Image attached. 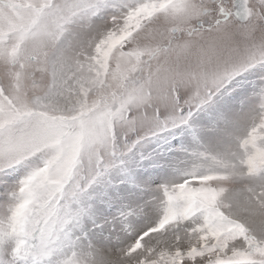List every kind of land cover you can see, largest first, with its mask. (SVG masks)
Wrapping results in <instances>:
<instances>
[{
    "label": "snow or ice",
    "instance_id": "snow-or-ice-1",
    "mask_svg": "<svg viewBox=\"0 0 264 264\" xmlns=\"http://www.w3.org/2000/svg\"><path fill=\"white\" fill-rule=\"evenodd\" d=\"M0 264H264V0H0Z\"/></svg>",
    "mask_w": 264,
    "mask_h": 264
}]
</instances>
